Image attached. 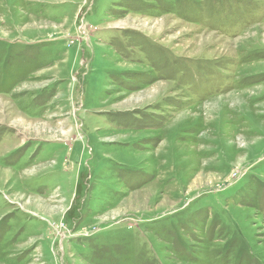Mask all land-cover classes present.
Wrapping results in <instances>:
<instances>
[{
    "label": "rangeland",
    "instance_id": "obj_1",
    "mask_svg": "<svg viewBox=\"0 0 264 264\" xmlns=\"http://www.w3.org/2000/svg\"><path fill=\"white\" fill-rule=\"evenodd\" d=\"M0 264H264V0H0Z\"/></svg>",
    "mask_w": 264,
    "mask_h": 264
},
{
    "label": "bare ground",
    "instance_id": "obj_2",
    "mask_svg": "<svg viewBox=\"0 0 264 264\" xmlns=\"http://www.w3.org/2000/svg\"><path fill=\"white\" fill-rule=\"evenodd\" d=\"M253 164V163H252Z\"/></svg>",
    "mask_w": 264,
    "mask_h": 264
}]
</instances>
